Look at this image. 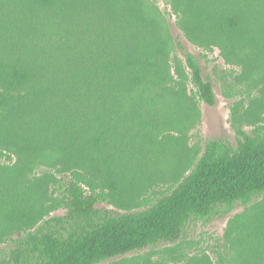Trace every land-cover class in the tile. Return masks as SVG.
<instances>
[{"label": "trees", "instance_id": "1", "mask_svg": "<svg viewBox=\"0 0 264 264\" xmlns=\"http://www.w3.org/2000/svg\"><path fill=\"white\" fill-rule=\"evenodd\" d=\"M172 4L185 34L199 45L219 46L227 61L243 66L245 81L264 64V0ZM184 60L188 71L176 66V75L214 105L199 59L185 52ZM171 80L168 42L143 0H0V160L18 159L11 169L0 165V240L18 233L0 264H98L174 242L190 220L264 194L263 119L250 131L238 128L236 145L207 140L177 185L149 206L96 207L119 193L131 171L135 132L180 114ZM150 109L157 118L139 121ZM45 151L62 153L71 177L58 183L53 206L66 213L41 222L43 205L18 204L41 194L42 181L27 175ZM244 247L239 264H264V214L252 221Z\"/></svg>", "mask_w": 264, "mask_h": 264}, {"label": "rangeland", "instance_id": "2", "mask_svg": "<svg viewBox=\"0 0 264 264\" xmlns=\"http://www.w3.org/2000/svg\"><path fill=\"white\" fill-rule=\"evenodd\" d=\"M143 1L147 13L162 26L168 42V62L172 75L169 85L180 95L181 108L180 114L172 113L164 120L156 117L154 109L138 118L142 123L149 122L153 117L157 119L135 132L132 169L122 179L119 193L113 194L112 200L96 204V207L114 212L135 211L149 206L177 185L183 176L184 165L200 155L207 140L221 138L236 145L238 128L250 131L264 119V64L258 67L250 81H245L243 66L227 61L219 46L199 45L185 34L181 13L175 11L172 0ZM185 52L199 59L204 76L212 81L216 94L214 105L201 101L191 81L181 80L176 75V66L188 71ZM253 96L258 97L259 103L251 105ZM238 102V112L233 115L232 108ZM157 104L163 106L162 102ZM157 104L156 109L159 110ZM188 108L191 115L187 116ZM167 134H172L174 141L167 142L164 138ZM4 152L9 154L6 150ZM68 162L60 152L45 151L27 175L31 182L42 181L41 194L38 192L29 202L18 206L28 209L32 205H43L46 213L41 222L52 216L64 215L65 208L53 206L60 194L56 191L58 183H64L71 177ZM15 164H18L15 154H12V158L0 160L1 166L10 169ZM262 214L264 194L248 205L236 202L227 213L190 220L183 234L174 242H160L98 264H239L250 225ZM17 234L4 236L0 240V258L13 247L12 238H16Z\"/></svg>", "mask_w": 264, "mask_h": 264}]
</instances>
